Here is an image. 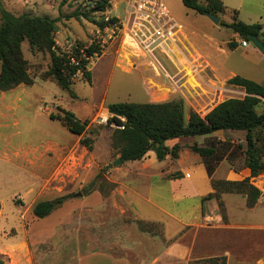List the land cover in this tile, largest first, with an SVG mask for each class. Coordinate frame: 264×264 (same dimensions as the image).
Here are the masks:
<instances>
[{
    "label": "rangeland",
    "instance_id": "1",
    "mask_svg": "<svg viewBox=\"0 0 264 264\" xmlns=\"http://www.w3.org/2000/svg\"><path fill=\"white\" fill-rule=\"evenodd\" d=\"M92 1L67 0L62 4V0H1L14 14L26 12L52 17L67 14L76 6L85 8ZM128 1L111 0L107 18L117 16V26L101 29L93 22L75 18H61L57 22L55 39L61 50L71 49L78 41L89 44L96 39L104 44L103 52L90 58V80L82 72L74 77L71 85L74 96L45 75L51 62L49 53L32 51L27 40L22 42L33 82L0 92V256L3 264H77L79 254L92 250L126 255L136 262L142 258L136 254V247L137 253L145 258L160 249L165 243L162 226L145 220L139 223L140 219L117 189V183L109 178L120 164L106 168L118 155L113 145L116 126L104 121L110 115L108 104L179 99L184 102L188 118L192 110L205 114L225 98L245 95L241 87L228 83L226 75L230 72L264 83V54L259 52L255 56L244 46L231 49L227 45L229 40L235 41L233 30L221 21L230 22V13L218 14L220 21L214 23L206 14L187 8L182 0H164L183 25L180 40L183 53L176 56L179 65L167 63L163 53H158L156 58L149 55L132 58L124 43L123 30ZM95 19L100 20V14ZM197 33L208 41L210 57L201 47ZM217 45L222 48L217 50ZM139 60L144 61L142 72L135 66ZM147 73L156 75L148 81L149 90L145 88L143 76ZM159 77L167 81L159 83ZM262 99L257 107L259 112L264 111ZM61 107L71 109L82 119L89 118L82 134L71 132L60 120L50 117L51 112H60ZM245 134V131L225 130L223 135L231 145L217 143L219 153L226 160L217 168L215 178L238 180L249 175L246 152L242 153L246 151ZM218 139V136H208L201 142L211 144ZM192 141L185 137L182 142L189 146ZM97 175L100 176L94 188L102 193L103 201L77 208V197L84 196L83 191ZM79 192L81 195H77ZM67 194L68 200L49 215L33 214L32 206L37 200ZM224 198L231 221L241 229H233L231 233H236L242 239V246L249 249L252 235L259 231L257 225L264 224V204L250 208L241 194L229 193ZM19 200L22 203L16 202ZM216 202L217 210L227 220L225 206ZM244 257L245 261L238 264H255V261L251 263L248 250ZM212 258L215 259H198L192 264H227L223 256Z\"/></svg>",
    "mask_w": 264,
    "mask_h": 264
},
{
    "label": "trees",
    "instance_id": "2",
    "mask_svg": "<svg viewBox=\"0 0 264 264\" xmlns=\"http://www.w3.org/2000/svg\"><path fill=\"white\" fill-rule=\"evenodd\" d=\"M67 0H62L64 4ZM183 4L199 14L207 12L221 14L226 12L222 0H182ZM112 6L111 0H93L85 8L76 6L67 14L60 13L57 17L48 14L36 15L31 13L14 14L0 0V92L18 86L31 84L33 76L30 64L22 50V42L27 40L32 51H45L50 55V65L45 71L47 77L53 78L60 87L74 93L71 85L78 72H82L90 80L91 69L88 68L90 58L100 55L104 44L93 39L91 43L76 42L69 50H61L56 43L55 33L57 22L61 18L88 20L99 28L112 25L118 21L115 15L107 12ZM232 21L222 20L221 24L231 28L241 38L250 40L251 35H257L264 42L263 25L261 23H247L236 16ZM100 14V20L95 16ZM228 46L234 49L238 42L228 41ZM228 83L241 87L245 91L242 97H228L214 105L205 114L190 111L186 118L184 102L179 99H170L157 102L116 101L108 104L110 116L108 123L121 124L124 128L116 127L113 131V145L118 149L122 161L143 158L149 150H154L159 160L171 154L178 157L181 145L175 143L172 147L166 144L171 138L180 136H207L218 130H243L246 132L245 166L249 175L239 179H217L213 176L220 161L224 158L219 153L217 143L230 147L231 141L227 139L212 141L211 144L201 145L193 142L190 148L204 157L207 172L211 177L214 191L203 198L216 199L219 206H223L222 193L235 192L246 197L247 206L253 207L259 197V189L252 184L251 177L264 170V111L259 112L257 107L264 98V84L253 79L234 75ZM52 119H58L71 132L80 135L89 125V118H80L71 109L61 107L60 112L50 113ZM124 117V120L122 119ZM240 148L242 144L238 145ZM97 175L87 187V193L94 189ZM70 195H60L53 199H43L33 206V213L37 217L49 215L56 207L62 205ZM22 203V201H16ZM1 210V203H0ZM142 222L141 219L139 223ZM212 260L215 258H211ZM224 263V259H223ZM0 264L3 258L0 256ZM192 264V263H191Z\"/></svg>",
    "mask_w": 264,
    "mask_h": 264
},
{
    "label": "crops",
    "instance_id": "3",
    "mask_svg": "<svg viewBox=\"0 0 264 264\" xmlns=\"http://www.w3.org/2000/svg\"><path fill=\"white\" fill-rule=\"evenodd\" d=\"M222 1L226 6V12H229L231 16V20L228 21H232V16L236 10L238 19L247 23H261L264 32V0ZM197 36L200 37L203 44L201 47L207 51V55L210 57L208 41L200 33H197ZM232 38L238 42V46L234 49L243 46L240 44L241 37L238 33L233 31ZM217 46V50L222 48L221 45ZM244 47L248 53L255 56L259 52L264 54L254 45L249 44ZM126 49L131 52V57L133 58L132 50L127 47ZM138 58L142 59V56H138ZM139 61L135 62L136 65L133 62L131 65L132 67L135 65L142 72L141 63L144 61ZM215 67L220 74L219 67L217 65ZM189 74L191 73L189 72ZM152 75L156 77L155 74ZM152 75L149 73L143 74L147 90H149L148 81L154 77ZM234 75L236 74L230 72L226 76L231 78ZM158 80L162 84L167 81V79L162 77H159ZM190 80L192 83L194 82L191 76ZM224 132L225 130H218L207 136H180L168 139L166 141L168 146L172 147L175 143H179L182 146L178 157L167 154L164 159L159 160L155 151L149 150L141 159L122 161L109 177L110 180L117 183V189L121 192L137 218L162 226L165 243L160 249L151 252L146 258L141 256L139 252L137 253L136 247V254L142 257L136 262H133L126 255L111 253L107 250H92L79 254L77 256V264H191L198 259L222 256L225 257L227 264L233 261L238 264V262L245 261L246 250L251 255V263L255 261V264H264V224L257 225V230L259 231L252 235L249 249H245L242 246V239L236 233H231L233 229H241L238 224L231 221L224 197L229 193H240H222L227 220L217 210L215 199L203 201V198L213 192L214 188L206 169L204 157L193 151L190 145L195 141L204 145L201 139L208 136H218L220 140H225L228 137H224ZM185 137L193 140L189 146L182 142ZM223 159L226 160L225 156ZM223 159L217 168L222 164ZM217 168L213 176L216 175ZM217 179L226 178L217 177ZM102 201V193L97 188H94L85 193L83 197H77V208L94 206ZM259 203L264 204L258 199L257 203L250 208H254Z\"/></svg>",
    "mask_w": 264,
    "mask_h": 264
},
{
    "label": "built area",
    "instance_id": "4",
    "mask_svg": "<svg viewBox=\"0 0 264 264\" xmlns=\"http://www.w3.org/2000/svg\"><path fill=\"white\" fill-rule=\"evenodd\" d=\"M127 12L126 26L123 29L124 43L132 50L133 55L156 58L158 53H163L168 59L167 63L171 61L178 66L176 56L183 53L180 48L183 25L172 15L164 0H129ZM118 22L112 25L117 26ZM240 44L247 46L251 41L241 38ZM109 116L104 118L106 123ZM113 124L124 128V125ZM251 182L260 191L258 199L264 202V170L252 176Z\"/></svg>",
    "mask_w": 264,
    "mask_h": 264
},
{
    "label": "water",
    "instance_id": "5",
    "mask_svg": "<svg viewBox=\"0 0 264 264\" xmlns=\"http://www.w3.org/2000/svg\"><path fill=\"white\" fill-rule=\"evenodd\" d=\"M206 15L214 22L219 23L220 16L215 13L207 12ZM251 43L256 46L261 52L264 53V42L255 34L251 35L250 37ZM122 158L118 156L116 159H114L112 162L108 163L106 165V168H110L116 165L121 164ZM77 195H81V192L77 193Z\"/></svg>",
    "mask_w": 264,
    "mask_h": 264
}]
</instances>
